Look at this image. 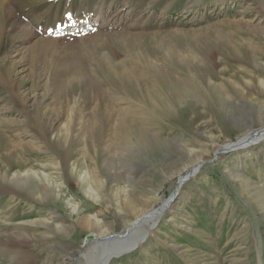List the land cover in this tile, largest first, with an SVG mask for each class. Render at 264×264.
Masks as SVG:
<instances>
[{"label": "rangeland", "instance_id": "obj_1", "mask_svg": "<svg viewBox=\"0 0 264 264\" xmlns=\"http://www.w3.org/2000/svg\"><path fill=\"white\" fill-rule=\"evenodd\" d=\"M2 9L0 137L19 136L33 156L0 153V264H99L128 240L135 249L105 264H264V134L221 151L264 129V0H9ZM178 80L199 87L201 104L171 101L166 88ZM104 109L132 125L123 137L105 141L100 118L96 137L74 139L86 114ZM16 158L27 162L23 179ZM198 164L162 217L120 238Z\"/></svg>", "mask_w": 264, "mask_h": 264}, {"label": "bare ground", "instance_id": "obj_2", "mask_svg": "<svg viewBox=\"0 0 264 264\" xmlns=\"http://www.w3.org/2000/svg\"><path fill=\"white\" fill-rule=\"evenodd\" d=\"M7 2H9V0H0V8L2 9V7L4 6V3H7ZM1 9H0V12H1ZM3 10V9H2ZM3 13V12H2ZM171 55H174V54H171ZM180 58H182V57H180ZM186 62V63H185ZM183 64H186V66L185 65H182V66H184L185 68L186 67H190V65L191 64H189V62H188V60L187 61H185ZM191 63V62H190ZM187 69V68H186ZM163 74V73H162ZM9 75V74H8ZM155 75H160V73L159 74H156L155 73ZM122 76V75H121ZM162 76V75H161ZM164 76V75H163ZM163 76H162V79H163ZM167 76H168V74H167ZM123 78H125V80H127V81H130V82H128V84L130 83V84H132V82L133 81H131L132 79H134L135 80V77L133 76L132 78H127V77H125L124 75L122 76ZM159 77V76H158ZM172 78V77H171ZM7 80H5V84L8 82V83H10V86H12V82H11V80H10V78L8 77V78H6ZM160 79V78H159ZM194 79V78H193ZM180 80V79H179ZM178 80V81H179ZM185 80V79H184ZM1 81L3 82V79H1ZM161 81V80H160ZM168 82V81H167ZM174 82V81H173ZM201 82V81H200ZM135 83V82H134ZM150 83V82H149ZM153 83V82H152ZM160 83V82H159ZM178 84H176V81H175V84H174V87L173 86H171V85H173V84H171V85H169L167 88H166V94L169 96V98L171 97L172 98V102L173 103H177V105H180V104H182L183 102H185V99H187V98H189L190 100H193L194 102H196V104H198V103H200L201 104V91L199 90V87L198 88H196V87H194L192 84H186V82H185V84L186 85H184V84H182L180 81L179 82H177ZM154 84V83H153ZM163 84H164V82H163ZM7 85H9V84H7ZM125 85V84H124ZM152 85V84H151ZM160 85V84H159ZM13 87H14V85H13ZM154 87V86H153ZM160 87V86H159ZM149 90V89H148ZM159 91V90H158ZM161 91V90H160ZM162 91H163V89H162ZM168 91V92H167ZM170 92V93H169ZM155 93V92H154ZM158 93V92H157ZM156 93V94H157ZM213 93H215V95H214V97H215V101L218 103H221L222 105L224 104L223 103V99H221L220 98V94H216V92H213ZM155 94V95H156ZM162 94V93H161ZM164 95V94H163ZM213 95V94H212ZM159 96V95H158ZM144 97H148L149 99H146V100H150V102H149V105H150V107H151V109H154V110H156V106H157V104H156V101L155 100H157V98L156 97H153L152 95H151V93H150V91H148V93H145L144 94ZM165 97V96H164ZM161 98V97H160ZM135 99H138V97H136ZM161 100V99H160ZM138 101V100H137ZM130 102V101H129ZM165 102V101H164ZM153 103H155V104H153ZM157 103H159L162 107H163V110L165 109V110H169L170 108L168 107V106H166L162 101L161 102H159V101H157ZM217 103H216V105H217ZM159 105V106H160ZM176 105V106H177ZM225 105V104H224ZM182 106V105H181ZM109 108V107H108ZM61 110L62 111H64V113H62L61 112ZM55 109L54 107L52 108V109H49V110H47V112L52 116V118H56V117H59L60 119H63V120H65L66 121V123L68 124V125H71V122H72V117H68V116H66V109ZM150 110V109H149ZM170 111V110H169ZM152 112H154L153 110H152ZM158 113V112H157ZM35 114V113H34ZM164 114V113H163ZM230 114V113H229ZM35 115H37V114H35ZM102 115H103V117L101 116V115H99L97 112H94L93 114H91V113H89V114H86V116H85V118H83V120L80 122V124H81V127L78 129V130H80L78 133H76L73 137H74V139H76V138H79L80 136L81 137H93L94 138V136L96 137V134L97 133H99V131H100V124H98V120H100V118H102L103 119V122L105 123V125H106V132L104 133V139H105V141H108V140H110V138H114V139H116V137H123V135L125 134V132L129 129V127H131L132 125L130 124V123H128L127 122V119L126 118H124L123 116H122V114H118L117 116H116V118H114V117H112L111 116V111H109L108 109H104V111L102 112ZM170 115V114H169ZM173 116H174V114H173ZM32 120H34L35 122H36V119H35V117L33 116V119ZM2 123H4V122H2ZM36 123H38V126H39V124L41 125V127L42 128H44V130H43V132H44V134L45 135H49V133H50V131H48L49 130V128H46V126H44V124L42 123V121L38 118V121L36 122ZM19 125V124H18ZM13 130V129H12ZM51 130V129H50ZM57 131V134H59V133H61V130L60 129H57L56 130ZM41 132V131H40ZM49 132V133H48ZM42 134V133H41ZM251 134H253V133H251ZM251 134H245V135H243L241 138H239L238 139V141L236 142V143H232V142H227L225 145H224V147H221V151H238V150H242V149H245L244 148V146H247V145H249V144H251L252 142H254V141H259V139L263 136V134H264V129H261V130H259V131H257L255 134H253V135H251ZM4 135V134H3ZM63 138L65 139V143H67L68 141V137L69 136H71L67 131L65 132V133H63ZM126 138V140H128V137H127V135L125 136ZM0 139L3 141L2 142V144H1V146H0V153L2 154V155H6L7 157L8 156H10V155H12V154H14V155H17V156H19L20 154H29V155H32L33 154V152H31V153H24L25 152V150H24V144L21 142V141H19L20 139H19V136H17V135H14V136H11V137H9V136H3V138L2 137H0ZM140 139H141V141L142 142H144L145 144H149V145H154L155 144V142L153 141V138H151V137H140ZM123 140H124V138H123ZM103 141V140H102ZM104 141V142H105ZM143 143V144H144ZM34 146V145H33ZM236 148V149H235ZM240 148V149H239ZM29 151H30V149H29ZM219 151V150H218ZM218 151H216V153L218 152ZM27 152V151H26ZM35 152V151H34ZM0 154V155H1ZM28 155V156H29ZM16 156V157H17ZM33 156V155H32ZM26 157V156H25ZM13 158V157H12ZM15 160V164H16V166H17V169L16 170H19V172H21L22 173V175H21V179H23L24 177H26L27 175H29L30 173L28 172V171H24L25 169H26V167H27V162L25 161H23V160H19V158L17 159H14ZM14 162V161H13ZM199 166H200V164H198ZM28 167H30V166H28ZM197 167V165L195 166V168H193L191 171H192V173H195L196 172V168ZM3 168H4V166H1L0 165V171H3ZM8 170H10V168L8 169ZM4 171H5V169H4ZM190 171V172H191ZM6 172V171H5ZM10 172V171H9ZM0 177H3V178H5V177H7V175L6 174H4L3 173V175H0ZM6 179V178H5ZM180 184H181V182H180ZM179 185V184H178ZM37 191H39V193L41 194V196L42 195H47L49 192H48V187L47 186H40V190L38 189ZM35 196H36V194H35ZM38 196V195H37ZM36 196V197H37ZM165 205V204H164ZM164 206H162L161 208H163ZM160 208V209H161ZM170 208V207H169ZM158 209V208H157ZM159 211V209L158 210H154L153 209V211L151 210L150 212H147V214L148 213H150V214H152V215H155V213H157ZM165 211V210H164ZM163 211V212H164ZM154 214H153V213ZM144 215V214H143ZM152 215H150L149 217H151ZM162 215V214H161ZM149 217L147 218L148 220H149ZM154 217V216H153ZM162 217V216H161ZM146 219V220H147ZM145 222H148V221H145ZM143 224V223H142ZM151 230V229H150ZM110 237V236H109ZM115 238V237H114ZM102 240L103 239H105V238H101ZM129 241V240H128ZM118 242V241H117ZM119 244V243H118ZM111 246V245H110ZM109 246V247H110ZM116 248V247H115ZM117 252H119V249L118 250H116V252L115 253H117ZM114 253V254H115ZM108 258L107 257H105L103 260H101V262L99 263V264H105L107 261Z\"/></svg>", "mask_w": 264, "mask_h": 264}, {"label": "water", "instance_id": "obj_3", "mask_svg": "<svg viewBox=\"0 0 264 264\" xmlns=\"http://www.w3.org/2000/svg\"><path fill=\"white\" fill-rule=\"evenodd\" d=\"M224 151V150H223ZM202 166V164L199 166V165H197V169H196V172L199 170V168ZM195 172V173H196ZM194 175V173H192V171L187 175V177L185 178V179H182V180H180V182H181V184H180V182H179V185H178V187H177V189L173 192V194H172V197L168 200V201H166V203H165V205H164V207L163 208H161V209H159V211L157 212V213H155V215H152V214H150V213H148V214H145L141 219H139V220H136L133 224H132V226L129 228V231H127L123 236H121L120 238H127V237H129V235L131 234L130 232L132 231V230H134L135 229V227H138V226H140L141 225V223H144L145 221H150V222H152V223H155V221L157 220V218L158 217H160L161 216V214L163 213V211L165 210V209H167L168 208V206L173 202V200L175 199V195H176V193H177V191H178V188L181 186V185H183L186 181H188L189 179H190V177H192ZM153 213V212H152ZM154 214V213H153ZM150 215H152L151 217H149ZM154 216V217H153ZM149 217V220L147 219ZM147 219V220H146ZM147 222V223H148ZM148 228H149V226H148ZM150 229H152V228H149L148 230H150ZM148 232V231H147ZM146 232V233H147ZM147 235V234H146ZM145 235V236H146ZM144 238V237H143ZM131 243H133V244H131ZM138 243V242H137ZM135 249V243L134 242H126V243H124L123 245H122V247L121 248H119V252H117V253H115L116 251H113L112 253H109L106 257L107 258H111L112 256H114V257H119V256H121V255H123V254H126V253H128V252H130V251H132V250H134ZM115 253V254H114Z\"/></svg>", "mask_w": 264, "mask_h": 264}, {"label": "snow or ice", "instance_id": "obj_4", "mask_svg": "<svg viewBox=\"0 0 264 264\" xmlns=\"http://www.w3.org/2000/svg\"><path fill=\"white\" fill-rule=\"evenodd\" d=\"M69 19H71V17H69Z\"/></svg>", "mask_w": 264, "mask_h": 264}]
</instances>
